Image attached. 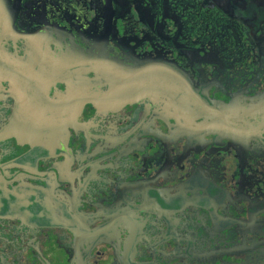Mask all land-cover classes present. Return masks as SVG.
I'll return each mask as SVG.
<instances>
[{"label":"flooded vegetation","instance_id":"af4514ba","mask_svg":"<svg viewBox=\"0 0 264 264\" xmlns=\"http://www.w3.org/2000/svg\"><path fill=\"white\" fill-rule=\"evenodd\" d=\"M0 264H264V0H0Z\"/></svg>","mask_w":264,"mask_h":264},{"label":"rangeland","instance_id":"374dc122","mask_svg":"<svg viewBox=\"0 0 264 264\" xmlns=\"http://www.w3.org/2000/svg\"><path fill=\"white\" fill-rule=\"evenodd\" d=\"M222 14H223V12H221ZM224 15V14H223ZM248 31H250L251 32V30L250 29H248Z\"/></svg>","mask_w":264,"mask_h":264},{"label":"water","instance_id":"95a60500","mask_svg":"<svg viewBox=\"0 0 264 264\" xmlns=\"http://www.w3.org/2000/svg\"><path fill=\"white\" fill-rule=\"evenodd\" d=\"M105 1V0H104ZM106 2H107V0H106ZM110 4H111V1L109 2Z\"/></svg>","mask_w":264,"mask_h":264}]
</instances>
